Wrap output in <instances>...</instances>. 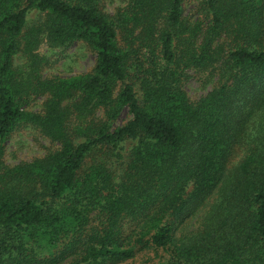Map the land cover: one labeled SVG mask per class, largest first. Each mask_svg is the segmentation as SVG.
Instances as JSON below:
<instances>
[{
	"label": "trees",
	"instance_id": "trees-1",
	"mask_svg": "<svg viewBox=\"0 0 264 264\" xmlns=\"http://www.w3.org/2000/svg\"><path fill=\"white\" fill-rule=\"evenodd\" d=\"M103 1L0 0V264H264V0ZM22 128L53 148L8 165Z\"/></svg>",
	"mask_w": 264,
	"mask_h": 264
},
{
	"label": "rangeland",
	"instance_id": "rangeland-1",
	"mask_svg": "<svg viewBox=\"0 0 264 264\" xmlns=\"http://www.w3.org/2000/svg\"><path fill=\"white\" fill-rule=\"evenodd\" d=\"M127 0H104V9L108 13H113L118 7H123ZM39 54L47 59L46 66L43 69L44 77L67 78L91 71L94 66L95 56L82 44L77 43L69 48H50L45 43L40 46ZM214 82L210 81L204 84L197 75L190 77L184 85L190 99H198L208 93ZM29 107V110L37 112L41 99H35ZM125 112L118 120V125H122L129 120ZM53 144L31 128H22L13 133L5 143V163L16 165L22 162H30L37 157L43 156ZM127 264V263H126ZM128 264H142L134 262Z\"/></svg>",
	"mask_w": 264,
	"mask_h": 264
}]
</instances>
